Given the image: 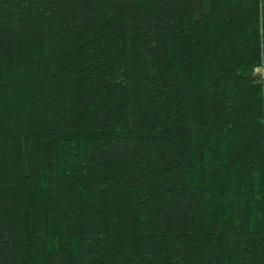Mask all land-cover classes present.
I'll return each instance as SVG.
<instances>
[{"label":"trees","instance_id":"1","mask_svg":"<svg viewBox=\"0 0 264 264\" xmlns=\"http://www.w3.org/2000/svg\"><path fill=\"white\" fill-rule=\"evenodd\" d=\"M264 0H0V264H264Z\"/></svg>","mask_w":264,"mask_h":264},{"label":"rangeland","instance_id":"2","mask_svg":"<svg viewBox=\"0 0 264 264\" xmlns=\"http://www.w3.org/2000/svg\"><path fill=\"white\" fill-rule=\"evenodd\" d=\"M259 73H262L263 72V70H264V68H263V66L262 67H257V69H256Z\"/></svg>","mask_w":264,"mask_h":264}]
</instances>
